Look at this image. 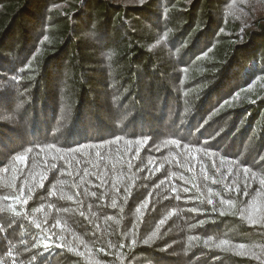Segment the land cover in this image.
I'll return each instance as SVG.
<instances>
[{
  "label": "trees",
  "instance_id": "obj_1",
  "mask_svg": "<svg viewBox=\"0 0 264 264\" xmlns=\"http://www.w3.org/2000/svg\"><path fill=\"white\" fill-rule=\"evenodd\" d=\"M0 264H264V0H0Z\"/></svg>",
  "mask_w": 264,
  "mask_h": 264
},
{
  "label": "snow or ice",
  "instance_id": "obj_2",
  "mask_svg": "<svg viewBox=\"0 0 264 264\" xmlns=\"http://www.w3.org/2000/svg\"><path fill=\"white\" fill-rule=\"evenodd\" d=\"M45 246H47V242H46V245Z\"/></svg>",
  "mask_w": 264,
  "mask_h": 264
}]
</instances>
